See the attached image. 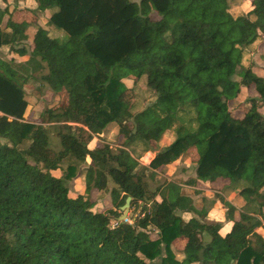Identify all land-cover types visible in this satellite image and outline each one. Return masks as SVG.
I'll return each mask as SVG.
<instances>
[{
	"label": "trees",
	"instance_id": "obj_1",
	"mask_svg": "<svg viewBox=\"0 0 264 264\" xmlns=\"http://www.w3.org/2000/svg\"><path fill=\"white\" fill-rule=\"evenodd\" d=\"M36 1L40 9H57L48 23L66 37L52 38L35 25L31 56L45 64L42 82L63 98L39 123L28 122L23 84L0 69V264H264L260 209L235 219L226 204L232 225L221 235L180 188L157 200L170 183L151 191L143 180L144 172L154 179L163 167L195 157V178L185 183L220 179L264 198V75L242 65L244 51L264 38V0H252L250 11L236 18L229 0ZM7 13L0 7V21ZM32 25L9 16L0 48L25 56L21 45ZM238 69L240 84L258 95L241 117L226 99L237 95ZM129 77L155 94L139 112L121 98ZM111 124L116 146L101 138ZM48 126L59 129V152L49 148ZM169 131L174 141L142 166L136 145L154 150ZM67 159L74 163L66 179L76 162L90 161L84 195L76 198L52 174ZM109 181L111 209L93 212L92 195L105 192ZM127 197L138 214L132 224L111 227ZM186 212L200 217L184 221L179 213ZM179 246L181 261L173 249Z\"/></svg>",
	"mask_w": 264,
	"mask_h": 264
},
{
	"label": "rangeland",
	"instance_id": "obj_2",
	"mask_svg": "<svg viewBox=\"0 0 264 264\" xmlns=\"http://www.w3.org/2000/svg\"><path fill=\"white\" fill-rule=\"evenodd\" d=\"M251 1L252 0H229L228 2L229 13L234 18L239 16H245L251 9ZM37 4H38V11L36 12L40 13L39 16L40 22L47 24L49 35L52 38L65 39L66 36L61 30L47 23L50 14L52 12H56L57 9L55 8L40 9L39 3L36 1V6ZM0 6L1 8H5L2 4H0ZM14 7L15 8L19 7V5L15 4ZM44 10H46V12H43ZM23 11L24 10L22 9L16 11L18 12V20L25 17ZM26 17H27L26 20L28 19L32 23L36 22L34 16L28 14L26 15ZM28 31H29L28 34L31 35L32 32L30 30ZM21 46H23L26 50L27 54L25 56H19L13 51H10L8 46H3L2 48H0V69L4 71L6 74L15 77L18 83L23 84V88L25 91L24 98L27 102V107L25 110V120L37 124L40 122V115L43 114L47 109L61 102L63 96L62 94H55L51 92L48 89V87L42 82L41 76L46 73V67L45 64H42L38 59L33 58L31 56L30 43L24 42L22 43ZM242 65L244 67L252 68L255 71L257 70L259 74L264 75V38H260L254 44H252L251 47H249L246 51H244L242 57ZM243 73L244 71L238 69L236 74H234V76L232 77V87L235 88V90H237V95L235 96V98L231 99L226 97L230 111L232 115L236 117H241L244 114L245 104L249 99L256 98L258 96L253 86L245 87L244 85L240 84ZM123 84H124V88L122 90L123 93L121 98L123 102H125L127 105L130 106L132 112H139L143 110L146 106H148L149 104L155 101V94L148 91V89L146 88L143 82L135 83L134 78L129 77L123 80ZM259 111L262 115H264V108L259 109ZM58 130L59 129L53 126L47 127L48 137H49V148L54 152H59L61 149L60 142L57 137ZM117 133H118L117 126L115 124H111L101 135V138L109 145L116 146L118 142ZM174 139H175L174 132L172 131L166 132L161 138L158 145L154 148V150L148 151L146 153L144 146L142 144H138L136 145L137 147H136L135 156L136 157L140 156L139 161L142 166L147 165L156 152H159L162 149L169 146L168 144H171L174 141ZM0 142L4 143V141L2 140H0ZM95 145H96V139H94L89 144V147L94 148ZM26 146L27 143L21 145L20 148L23 149L26 148ZM194 158L190 159L191 163L194 162L193 160ZM185 159H186L185 157L181 158L180 160L181 162L177 165L180 166L179 168H182L180 169L182 170L180 171L182 173L176 171V169L174 170L169 169L166 171L169 174L167 176L170 177H165L166 174L162 172L164 175L162 174L160 177L151 179L148 177L149 172H144L143 180L146 182L148 188L151 191L155 190L159 185L163 183H167V184L170 183L169 185L171 187H169V189H166V187L161 189L162 193H160V195L157 196V200L160 199L161 195L162 197L166 196L167 198L174 197L179 190L178 183L181 184L183 181L186 182L190 180V178L183 179L184 175L185 176L189 175V173L183 174V172L186 171L185 167L183 166L185 164L184 161ZM89 162L90 161L88 159H86L84 162H76V170L74 176L71 179H66V175H67V167L70 164L74 163V161L72 160H68V159L64 160V162L61 165V168L53 172L54 176H56L57 178H61L65 182L69 190V195L73 198L84 195L85 172L89 165ZM138 170L139 172H142L141 168H138ZM113 187L114 184L111 181H109L108 188L105 192L101 194L95 193L92 195L90 202L93 204V209H92L93 212H106L107 210L111 209L109 193ZM241 194L242 196L246 195L243 193ZM249 196H250L249 198L250 200L247 201L246 206H244L243 210L244 212H247L249 214H255L259 209L261 210V208L264 207V198L254 197L252 193ZM138 211L139 208L130 207L128 218H132L136 216L138 214ZM211 224H217V223H211ZM217 228H218V232H220L222 235L227 231L226 230L227 228L222 229L221 226H217ZM259 232L264 236V231H261L259 229ZM152 237H155V235L152 234ZM203 240L204 243H207L209 241V237L205 234L203 236ZM174 249L176 253V255L174 254L176 256V259L181 261L183 259V255L181 253L182 246L175 247Z\"/></svg>",
	"mask_w": 264,
	"mask_h": 264
},
{
	"label": "crops",
	"instance_id": "obj_3",
	"mask_svg": "<svg viewBox=\"0 0 264 264\" xmlns=\"http://www.w3.org/2000/svg\"><path fill=\"white\" fill-rule=\"evenodd\" d=\"M4 7L8 9V13L2 18L0 21V30L5 31L7 33L10 32L9 29H6V21L9 18V16L14 20V21H21L25 20L27 17L26 15L30 14L31 16H34L36 19V22H34V25L30 26L28 30L32 32L31 35L28 34V30L26 32L27 35V41L31 45L33 35L36 31V28L34 27L35 25H40L42 28L48 31L47 29V24H44L40 22L39 16L40 13L36 12L38 11V4L36 6V0H7L6 4L0 3ZM15 4H18L19 7H14ZM1 7V6H0ZM24 10L23 11V17L22 19L18 20V12L17 10ZM48 10V9H47ZM43 12H46L44 10ZM52 12L50 16L53 14ZM50 18V17H49ZM49 21V19H48ZM47 21V23H48ZM4 25V26H3ZM49 32V31H48ZM7 49V48H5ZM170 145V144H168ZM186 159L185 164L183 165L185 167V170L183 174L189 173V175H184L183 179H194L195 174L191 172L192 166H195V164L190 162V158L185 157ZM181 161L178 160L177 162L167 165L161 169V173H165V177H170L167 176L169 175L166 171L167 170H174L180 172L182 168H179L180 166H177ZM188 168V169H187ZM162 173V174H163ZM182 173V172H180ZM53 174V173H52ZM164 175V174H163ZM178 187L180 188L179 192L182 195L188 196L189 198L192 199L193 205L196 210L202 211L203 214L205 215L204 221H208L210 223H217L218 226H221L222 229H226L227 231L224 233L226 234L230 228L232 223L226 219V207L225 204H229L235 209V219L239 215V212H244L243 208L246 206L247 201H249L250 196L249 194L244 193L243 191L245 190V185L240 184V185H230L228 182L223 181V180H216L213 183H203L200 181H196L195 184H188L183 181L181 184L178 183ZM246 194L243 195L242 194ZM221 202V203H220ZM261 212L264 215V207L261 208ZM181 218L184 221H188L191 218H199L197 214L194 213H179ZM258 218H260L258 216ZM261 231H264V229L260 228ZM220 233V232H219ZM221 234V233H220ZM223 234V235H224ZM222 235V234H221ZM152 237V236H151ZM154 238V237H153ZM174 249V248H173ZM174 254L175 249H174Z\"/></svg>",
	"mask_w": 264,
	"mask_h": 264
},
{
	"label": "water",
	"instance_id": "obj_4",
	"mask_svg": "<svg viewBox=\"0 0 264 264\" xmlns=\"http://www.w3.org/2000/svg\"><path fill=\"white\" fill-rule=\"evenodd\" d=\"M131 197H127L125 200L124 205L120 208V211L122 212L121 216L118 218L119 221H123L127 218L130 210V204H131Z\"/></svg>",
	"mask_w": 264,
	"mask_h": 264
},
{
	"label": "built area",
	"instance_id": "obj_5",
	"mask_svg": "<svg viewBox=\"0 0 264 264\" xmlns=\"http://www.w3.org/2000/svg\"><path fill=\"white\" fill-rule=\"evenodd\" d=\"M119 222H121V223H127V224H132L133 223V220H132V218H128V216L123 221H119V219H117V220H111V222H110L111 227L117 226Z\"/></svg>",
	"mask_w": 264,
	"mask_h": 264
}]
</instances>
